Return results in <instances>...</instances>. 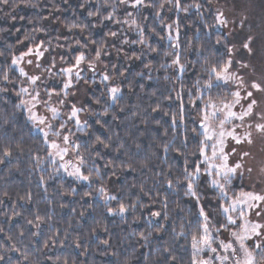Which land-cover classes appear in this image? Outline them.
I'll use <instances>...</instances> for the list:
<instances>
[{
    "label": "trees",
    "instance_id": "trees-1",
    "mask_svg": "<svg viewBox=\"0 0 264 264\" xmlns=\"http://www.w3.org/2000/svg\"><path fill=\"white\" fill-rule=\"evenodd\" d=\"M217 1L180 0L189 9L186 13L175 9L174 0H146L151 7L137 8L119 0L0 4V156L5 147L12 151L0 163V264H189L191 235L176 233L196 208L182 189H168L167 181H174L186 162L189 168L200 162V118L209 99L219 104L231 98L221 83L211 90L204 87L208 75L203 69L227 59L225 45L230 47L214 27L211 6ZM195 3L199 10L192 7ZM109 14L113 19L105 20ZM41 44L48 58L57 56L66 67L83 52V64L92 63L95 69L90 68L94 76L82 79L89 87L83 106L87 125L71 132L85 161L81 171L91 172L86 186L66 178L49 160L44 137L25 110L15 107L24 99L17 92L25 84L12 60ZM98 49L101 57L96 60ZM174 51L186 65L183 73L172 66L174 57L165 55ZM5 72L12 83L3 81ZM105 74L109 81H103ZM113 86L121 89L115 104L107 95ZM97 137L111 146L104 148ZM101 187L117 199L103 201ZM201 192H207L202 203L211 199L210 208L222 203L218 192L203 182ZM121 202L137 207L123 217L110 214L108 209L117 210ZM157 211L162 215L153 217ZM13 246L18 251L10 250Z\"/></svg>",
    "mask_w": 264,
    "mask_h": 264
},
{
    "label": "snow or ice",
    "instance_id": "snow-or-ice-1",
    "mask_svg": "<svg viewBox=\"0 0 264 264\" xmlns=\"http://www.w3.org/2000/svg\"><path fill=\"white\" fill-rule=\"evenodd\" d=\"M166 2L171 3L173 0H166ZM119 3L126 6L130 4L132 8L152 6L151 3L146 4V0H119ZM0 4H8V0H0ZM174 4L177 11L186 13L189 10L188 7L181 5L180 0H174ZM159 7L163 9L164 3H161ZM192 7L199 10L201 5L195 3ZM234 7H240L238 0H234ZM95 14L97 13H89L90 16ZM127 15L131 17L133 14L129 12ZM157 15H159V13H157ZM104 19L112 20L113 16L109 14L105 16ZM215 21L216 25L222 28H226L229 25L228 17L219 9L216 11ZM247 21L248 16L242 15L239 19V26L241 29L245 27ZM119 22L120 21H117V23ZM127 22V20L124 21V23ZM131 23L136 25V20L132 19ZM231 23L236 24L237 21L233 20ZM75 26L76 25H73V27ZM167 27L171 29L172 26L168 25ZM137 28L142 35L143 29L139 28V26H137ZM111 35L116 36V33L112 32ZM227 35L233 36L234 31L229 32ZM169 38H171V36ZM135 42L136 41H134V43ZM138 42L143 44L145 41L141 38ZM124 43H128V41H124ZM216 43L221 44V39H217ZM229 43H231V41H229ZM225 48L227 59L211 64L203 69L208 75V81L204 87L211 90L214 86L219 87L220 83H222L225 87L229 84L235 85L236 90H229L232 99L229 101L227 97H225L220 106L212 102L211 98L209 99L200 123V127L203 130L201 133L203 139L199 141V155L202 159L200 163L193 162L191 168H189L186 162L182 172L175 177V180L167 181V188L177 193L182 189L183 195L191 198L196 208L194 213L189 210V214L192 215L193 218L187 222V225L181 222L179 225L180 231L176 233L177 236L181 237L191 235L189 264H264V223L247 219V215L252 211H255L257 217H264V191H241L238 195H234L230 201L227 199L226 191V187L232 185L233 180L237 176H243V171H238L244 169V164L240 161H242L244 157L250 156L251 153L249 151H242L239 154L238 161L229 163L230 156H235L237 154V148L233 147L230 151H225L227 139H231L235 145H252L254 142V133L260 137H264V108L261 107L264 105V67L260 68V75H257V69L245 58L235 61L232 58L234 51L242 50L248 58L254 59L259 55L261 64L264 65V30L258 34H253L251 30H249L239 36V48H237L235 44H232L230 47L225 45ZM41 49L42 44L38 45L35 50L29 48L28 51L21 56L14 58L12 60V65L18 66L24 60V57L28 55L34 54L37 57H43L44 51ZM165 55L174 57L172 59V66H175L180 73L185 71L186 65L181 63L179 52L174 51L165 53ZM95 56L96 60H99L101 57V50L98 49ZM85 60L86 55L81 52L80 55L76 57V67L78 68ZM27 63L32 64L33 61L28 60ZM234 64H238L240 69L252 68V72L241 73L239 70H234ZM36 67L39 68L40 64L37 63ZM89 67L92 68L93 71L95 70L92 63L89 64ZM63 71L68 75V80L63 83L60 91H47V99H45L42 98L41 93L35 87L41 77L39 75H29L22 67L19 68L20 76L26 78L29 87H32V91H29V87H20L17 96H26L28 98L21 99L20 103L15 105V107L26 110L29 114L28 119L32 121L34 125L43 126L39 128V131L43 134L45 143H49L51 134V136L61 138L64 145L71 144L76 150L79 162L78 164L72 165L74 170L68 174L75 176L79 180L89 181L91 172L85 175L81 171V166L84 165L85 161L79 154L80 146L73 144L68 135L61 134V130L66 128V124H60L59 129H57L56 125L49 122L47 116L38 115L34 111V109L43 106L47 112L51 113V119H58L60 110L52 106L51 98L55 95L58 98L56 103L62 106L66 105L67 101L64 98L70 95L68 89L73 87V69L67 68ZM75 78L77 81L83 79L79 71L75 73ZM2 79L6 83H12V81L9 80L7 72L3 74ZM109 79V75H103V81H109ZM213 80L219 83L214 85ZM197 83H199V81H197ZM120 93L121 89L118 86L108 88L107 95L112 104L117 103L121 99ZM241 101H246V106L243 105ZM96 103L99 104L100 100L97 99ZM237 105L242 109L239 112L234 111ZM208 109H211V111ZM83 111H85L84 107H77L76 103H71L67 119L74 121L79 128H83L87 125V121L81 124L79 119V113ZM106 113L107 109H105V114ZM212 121H218L219 123L216 127H213ZM225 125H231V127L226 128ZM45 128L47 131H45ZM237 129H241V131H237ZM210 141L212 142L211 144H209ZM96 142L104 148H109L111 146L99 137H97ZM50 147L56 150L55 154L60 156L61 159H63L64 155L69 151L68 147L61 148L55 140H51ZM209 148L211 149V156L208 155ZM118 150L119 148H117V151ZM164 150L165 152L168 151L167 145ZM11 155V148L5 147L2 156H0V163H4V158H9ZM49 155H52V153H49ZM97 155H99V153H97ZM216 161L219 162L217 163ZM143 166L147 167V164ZM202 166L206 167L202 168ZM63 167L67 170V165H63ZM247 171L251 173L253 169L247 168ZM262 171H264V169H262ZM95 172L99 176L100 170L95 169ZM204 177H209L210 179L203 181L202 178ZM202 182L206 184L208 189L213 190L214 193H219L217 201L225 199V203L217 202L213 208L209 207V205L212 204L211 199L202 203L201 201L207 196V192H201ZM141 190L143 191V189ZM98 191L106 202L117 199L116 196L107 195L103 187ZM136 207V203L125 205L121 202L117 210L109 208L108 211L112 215H120L123 217L125 213L130 210H135ZM164 207L167 208L166 201ZM231 213H236V216L234 217ZM151 215L153 217H160L162 213L157 211L152 212ZM219 216H223L224 220L222 221L219 219ZM164 218H169L166 212L164 213ZM36 219L40 220V217L37 216ZM238 221H240V223H238ZM29 223H32V221H29ZM193 227L195 228L194 232L185 231L186 228L190 230ZM233 227L237 230H231ZM173 232H176L175 228H173ZM224 232H227L228 236L224 239H220V236L223 235ZM21 235H23V233H21ZM34 235H39V233H35ZM140 235L141 238L145 240L148 238L144 236L143 233ZM149 235L151 234L149 233ZM9 239H11V237H9ZM249 241L252 243L249 244ZM45 247H47V243H45ZM10 250L18 251L14 246ZM165 251L167 252L169 250L165 249ZM24 259L27 260L28 257L25 255ZM2 260H4V256L0 255V261ZM171 260L175 261L176 256L172 255ZM64 264H67V261H65Z\"/></svg>",
    "mask_w": 264,
    "mask_h": 264
},
{
    "label": "rangeland",
    "instance_id": "rangeland-1",
    "mask_svg": "<svg viewBox=\"0 0 264 264\" xmlns=\"http://www.w3.org/2000/svg\"><path fill=\"white\" fill-rule=\"evenodd\" d=\"M238 3L240 7H234V0H218L216 3H214L212 7V11L214 13V17L216 15L217 9L223 11L225 15L229 19V25L226 28H222L220 26L216 25V21L214 24V27L217 31L222 32L229 41H231L230 46L232 44H235L237 48H239V36H241L243 33L248 32L251 30L253 34H258L262 30H264V0H238ZM130 5V4H129ZM242 15H247L248 16V21L245 24V27L243 29L240 28L239 26V19L241 18ZM236 20V24H232L231 21ZM233 36H228L227 34L229 32H233ZM32 48V49H36ZM44 51V56L43 57H37L36 55H28L24 57V60L18 65L14 66V68L18 71L19 73V68H23L25 72H27L29 75H39L41 77L40 81L37 82V85L35 86L36 89L41 93L42 98L47 99L46 92L47 91H60L62 89L63 83L68 80V75L63 71L64 69L67 68H72L73 73H72V82H73V87L68 89L70 95L66 98L61 97L66 99L67 103L66 105H60L56 103L57 97L55 95L52 96L51 98V104L54 107H57L60 110V114L58 119H51V113L47 112L46 109L41 106L38 107L37 109H34V111L41 116H47L49 118V122L53 123L54 125L57 126V129H59L60 124H66V128L61 130L62 135H68L70 138V141L75 144L73 135L71 132H73L75 129L79 130V128L74 121H70L67 119V115L70 111V105L71 103H76L77 107H83L85 103L88 102V92H89V87L82 82V79L80 81H77L75 78V73L79 71L80 76L83 78V76H94L95 73L92 72V69H90L89 65H84L81 63L79 67H76V64H73L72 67H66L65 63L63 61H60L57 59V56H54L51 58H48L45 49L42 47ZM22 55V54H21ZM19 55V56H21ZM17 56V57H19ZM233 60H239L241 58H245L253 67L257 69L256 74L260 75V68L264 67V65L261 64L260 61V56L257 55L254 59L253 58H248L246 57V54L241 50V51H234L233 53ZM32 60V64H28L27 61ZM37 63L40 64V67H36ZM234 70H239L241 73H251L252 68L249 69H240L238 64H234ZM23 78V82L25 84L24 87H29L26 78L21 76ZM247 78V77H246ZM222 84V83H221ZM228 90H236L235 85L229 84L227 86ZM29 91H32V87H29ZM243 94V93H242ZM24 99H27L28 97L23 96ZM232 99V97L229 99V101ZM243 105L246 106V101H241ZM222 103L216 104L217 106H220ZM264 108V105L261 106ZM211 111V109H208ZM241 107L237 105V107L234 109V111H241ZM204 112V111H203ZM25 113L28 117V112L25 110ZM203 116V113H202ZM202 116L200 118V123L202 121ZM79 119L81 121V124L84 123L86 120V115L84 112L79 113ZM30 121V120H29ZM35 129V131L39 132L40 127H43L42 125L36 126L33 124L32 121H30ZM212 126L216 127V125L219 123L218 121H212ZM226 128H230L231 125H225ZM219 130V129H217ZM45 131L47 129L45 128ZM203 130L201 129V132ZM237 131H241V129H237ZM43 136V134H42ZM51 140H55L56 143L60 145L61 148L63 147H68L69 151L66 155H64L63 159L60 158V156L55 154L54 149L50 147V142ZM253 144L248 145V144H243V145H235V143L231 139L226 140V145L227 147L225 148V151L228 152L231 150V148L236 147L237 148V154L235 156H230L229 158V163H234L239 160V154L242 151H249L251 153L250 156L244 157L241 163L244 164V169L238 170V171H243V176H237L234 180L232 185L226 187L227 191V199L230 201V199L234 195H238L241 191H264V137H260L259 135L254 133L253 136ZM212 142L210 141L209 144ZM48 146V158L49 160L57 165V167L60 169L61 173L68 179L72 180L74 183L77 185H89V181H83L77 179L75 176H71L68 173L72 172L74 169L72 165L78 164L79 162V157L76 155V150L72 147L71 144L69 145H64L63 141L61 138H57L55 136L49 137V143H46ZM49 153H52V155H49ZM208 155L211 156V149H208ZM202 159V157H201ZM217 163L219 161H216ZM200 163V162H199ZM63 165H67V170H65V167ZM206 167V166H202ZM247 168H252L253 171L249 173L247 171ZM207 179H210L209 177H206ZM106 192V191H105ZM107 195H111V193L106 192ZM219 194V193H218ZM102 200L105 201V199L102 197ZM222 203H225V199H221ZM106 202V201H105ZM109 202V201H108ZM106 202V203H108ZM234 217L236 216V213H231ZM223 217V216H222ZM247 219L252 220V221H259L261 223H264V217H257L255 215V211L250 212L247 215ZM224 220V217H223ZM240 223V221H238ZM231 230L235 231L237 230L236 228H232ZM228 236L227 232H224L223 235L220 236V239H224L225 237ZM249 244L252 242L249 241Z\"/></svg>",
    "mask_w": 264,
    "mask_h": 264
}]
</instances>
